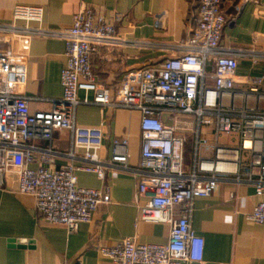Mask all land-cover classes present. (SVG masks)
<instances>
[{
  "label": "built area",
  "instance_id": "2783aa9c",
  "mask_svg": "<svg viewBox=\"0 0 264 264\" xmlns=\"http://www.w3.org/2000/svg\"><path fill=\"white\" fill-rule=\"evenodd\" d=\"M248 2L242 0L236 12L227 15L224 0H200L190 22L191 36L181 46L184 53L166 59L158 67L128 72L114 96L111 89L97 81L91 68L92 56L116 39L109 19L84 5L74 14L69 28L49 30L30 25L43 20L42 7L17 6L13 22L0 24V187L5 186L8 174L15 173L16 191L34 196L41 216L65 226L70 233L77 232L83 223H91L98 208L111 203L108 187L78 185V169L105 179L104 164L98 155L104 125L82 128L76 124V110L82 103L78 93L83 90L94 93V104L141 112V171L137 174L135 203L141 220L171 228L165 245L126 238L119 244L99 247L113 264L202 263L205 241L191 227V211L196 198L214 193L220 176L236 175L238 183L255 187L258 203L248 219L264 227V112L253 106L239 115L234 109L222 108L225 101L235 99L264 103V74L252 80L250 89L236 90L240 51L221 46L226 25L236 22ZM36 37L63 40L66 62L61 71L62 98L53 101L50 111L32 113L25 86L30 49ZM210 63L212 75L207 71ZM165 112L172 113V126L163 122ZM202 127L211 128L217 136L238 134L239 146L211 142L202 135ZM62 130L72 133L69 157L74 158L82 150L86 164L57 170L29 168L35 161L36 143L47 141L51 145L54 133ZM190 132L195 134V141L193 162L188 167L185 148ZM128 147V139L115 141L111 162L127 169ZM47 152L52 153V149ZM242 153L250 154L246 165ZM241 173L246 180H240Z\"/></svg>",
  "mask_w": 264,
  "mask_h": 264
},
{
  "label": "crops",
  "instance_id": "0c3cea01",
  "mask_svg": "<svg viewBox=\"0 0 264 264\" xmlns=\"http://www.w3.org/2000/svg\"><path fill=\"white\" fill-rule=\"evenodd\" d=\"M242 0H224L227 15L236 12ZM200 0H0V24L13 22L17 6L44 9L41 22L33 27L49 30L69 28L73 16L84 5L109 19L116 30V39L99 48L91 58V68L99 83L115 95L125 74L134 70L158 67L168 58L182 55L183 43L191 36L190 22L197 13ZM23 25L24 22H18ZM221 46L240 51L235 82L236 90H248L252 80L264 74V0H249L235 23H228L223 31ZM3 47V44L0 45ZM66 62L65 43L61 39L36 37L32 41L26 96L32 113L50 111L53 101L63 96L61 71ZM209 75L213 73L208 64ZM208 84L213 81L208 79ZM264 90V88H263ZM82 103L76 110V124L82 128L104 125L103 146L99 159L104 164L105 179L82 169L76 171L78 185L91 189H110L111 203L102 205L91 223H83L75 233L65 226L45 220L37 210L36 199L16 191L18 177L7 176L0 187V264H113L99 247L135 238L142 244L165 245L171 228L163 223H148L140 219L135 203L138 173L141 171L142 114L135 109L94 104V93L79 91ZM114 97H112V100ZM88 100L89 103H84ZM264 112V103L235 99L225 101V110L234 109L242 115L250 107ZM235 117V120H240ZM163 122L173 125L172 113L165 112ZM197 124L194 123V130ZM202 135L222 146L238 147L240 138L221 143L223 135L202 127ZM186 166L191 167L195 134L187 133ZM129 140L127 169L111 162L114 142ZM52 153H48V149ZM72 133H54L53 142L38 141L35 161L29 168L57 170L68 165L83 167V151L69 157ZM243 165L250 154L242 153ZM236 175L220 176L214 193L196 198L191 211V227L205 241L204 260L199 264H264V227L253 224L248 216L258 198L251 184L238 183ZM240 180H246L243 173Z\"/></svg>",
  "mask_w": 264,
  "mask_h": 264
},
{
  "label": "rangeland",
  "instance_id": "374dc122",
  "mask_svg": "<svg viewBox=\"0 0 264 264\" xmlns=\"http://www.w3.org/2000/svg\"><path fill=\"white\" fill-rule=\"evenodd\" d=\"M230 137H225L224 135H223V137L221 138V143H226L225 141L226 140H230L231 141V138L232 139H238V135L237 134H231V135H229Z\"/></svg>",
  "mask_w": 264,
  "mask_h": 264
}]
</instances>
